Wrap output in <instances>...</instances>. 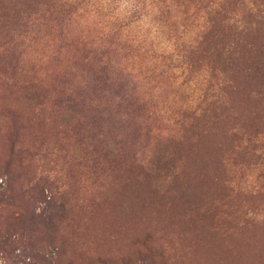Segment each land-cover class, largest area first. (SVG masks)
<instances>
[{
	"label": "rangeland",
	"instance_id": "obj_1",
	"mask_svg": "<svg viewBox=\"0 0 264 264\" xmlns=\"http://www.w3.org/2000/svg\"><path fill=\"white\" fill-rule=\"evenodd\" d=\"M153 1L0 0V264H264V0Z\"/></svg>",
	"mask_w": 264,
	"mask_h": 264
},
{
	"label": "trees",
	"instance_id": "obj_2",
	"mask_svg": "<svg viewBox=\"0 0 264 264\" xmlns=\"http://www.w3.org/2000/svg\"><path fill=\"white\" fill-rule=\"evenodd\" d=\"M124 1L126 4H128L130 6L129 12H132V15H137L136 16L137 19L139 18L141 20H144L146 14H149L151 11L155 10L153 8L154 7V1L153 0H124ZM175 1H177V7H183L187 4V2L188 3L190 2V0H175ZM197 1H198V3H202L203 0H197ZM168 2L169 1H166V0H158V3L160 4L159 8L163 13H165L166 10H167V12H169L168 11L169 8H167V6H169ZM66 3H67L66 0H59V4L56 6V9H62L63 6L66 5ZM208 3H212V2L210 1ZM224 4H226V0H220V4L218 5L219 6L218 9L212 8L211 10L208 11L207 23L209 25V28L206 32L207 37L208 36L219 37L221 32L225 31L226 29L234 31L238 36H240V34H242L248 30V27L244 26L242 20H236V19L234 20V18L236 16H238L236 11L235 10L226 11L224 9ZM68 6H70V3L67 4V7ZM142 7H147L148 10L146 12H142ZM140 11H141V14H140ZM148 25H149V23H148ZM210 43L211 44H216V43L219 44V42H217V41H211ZM204 46H209L208 42H205ZM176 56H178V54H176V55L174 54L173 56H170V57L171 58L175 57V60L179 61L180 60L179 57H176ZM198 57H201V56H198ZM213 69L216 71L219 70L217 67H215ZM218 83L219 84L217 85V89L220 92V87L224 86L225 81L221 79ZM230 84L235 85L233 83H230ZM213 102H215V101H213ZM6 189L8 191V187ZM1 194H3V193H1ZM1 194H0V197H1ZM107 263L108 262L105 260L98 262V264H107ZM110 264H113V263H110ZM115 264H118V263H115Z\"/></svg>",
	"mask_w": 264,
	"mask_h": 264
}]
</instances>
